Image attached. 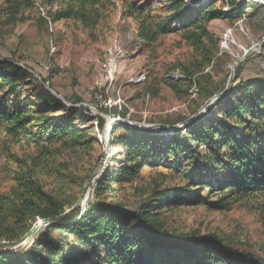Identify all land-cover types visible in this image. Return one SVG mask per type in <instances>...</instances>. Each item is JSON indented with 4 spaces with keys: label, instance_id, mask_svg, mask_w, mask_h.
Returning <instances> with one entry per match:
<instances>
[{
    "label": "rangeland",
    "instance_id": "rangeland-1",
    "mask_svg": "<svg viewBox=\"0 0 264 264\" xmlns=\"http://www.w3.org/2000/svg\"><path fill=\"white\" fill-rule=\"evenodd\" d=\"M13 1L0 0V60L10 57L29 73L20 88L21 101L50 120L66 116L71 107L66 120L83 137L77 144L44 141L31 124L14 135L0 118L3 193L10 191L16 175L43 151L36 169L44 188L65 209L81 206L89 194L86 207L95 197V179L107 167L122 165L125 157L124 146L110 143L112 122L152 125L140 135H162L166 142L186 125L197 131L201 113L221 118L218 101L210 109L216 100L210 99L225 89L231 74L228 90H243L246 81L264 79V1L236 0L248 5L244 15L207 23L211 40L204 38L200 46L191 38L190 20L210 5L227 10L229 0H184L187 5L201 2L200 9L176 18L169 0H103L92 14L88 8L91 15L86 14L85 23L76 16L52 21L55 12L66 9L64 0H17L19 10L12 15ZM141 23L145 28L164 23L169 32L149 43L139 36ZM214 43L217 49L210 63L202 66L201 47L212 49ZM42 88L59 96L54 95L59 102L47 105L34 100ZM206 153L204 143L197 150L200 160L180 151L166 153L164 167L151 169L146 164L134 181L113 183L96 197L139 209L151 203L152 191L176 188L184 197L190 190L195 197L216 202L221 199L217 191L210 194L207 188H199L200 183L213 185L228 174L225 169L204 170ZM161 213L170 231L214 233L236 250L264 258V191L241 199L224 198L217 207L200 203ZM42 222L36 217L33 227ZM153 259L157 264H177L179 258L165 257L155 249Z\"/></svg>",
    "mask_w": 264,
    "mask_h": 264
},
{
    "label": "trees",
    "instance_id": "trees-1",
    "mask_svg": "<svg viewBox=\"0 0 264 264\" xmlns=\"http://www.w3.org/2000/svg\"><path fill=\"white\" fill-rule=\"evenodd\" d=\"M16 1L9 7L12 15L19 10L20 3ZM169 1L173 18L188 16L187 13L199 10L201 4ZM64 2L66 9L55 12L53 22L76 16L85 23L86 14H90L88 8L92 14L103 0ZM226 4L225 11L210 5L190 20L194 44L202 45L203 39L210 35L207 23L217 18H240L248 6L236 0ZM145 26L141 23L138 33L149 43L169 32L164 23ZM216 45L214 43L212 49L201 47L202 66L210 63ZM20 66L10 57L0 60V118L8 122L7 131L16 135L31 124L32 128L40 130L44 141L79 143L83 133L66 120L73 111L71 107L66 116L50 120L49 116L38 115L37 109H30L29 103L21 101L20 88L29 73ZM237 78L235 75L234 82ZM243 85V90L231 87L209 105L211 109L218 101L220 119L201 113L197 116L202 119L197 131L191 129V124L186 125L180 132L171 134L166 142L162 135L147 138L140 135L149 131L146 128L115 123L110 143L125 147L123 163L116 168L107 167L104 174L95 179V197L90 199L84 211L80 205H69V209H65L63 203L44 188L36 169L43 154L41 151L21 175H16V184L10 191L0 192V248L12 247L28 237L36 217L49 224L38 228L17 250L0 251V264H157L153 259L155 249L162 251L165 257L179 258L177 264H264V258L238 251L214 233L170 231L161 219V212L166 208L200 203L217 207L224 198L241 199L264 191V79H252ZM34 100L47 105L59 102L43 88L37 91ZM202 143L207 148L203 169H225L228 174L213 185L200 183L199 188H207L210 194L217 191L221 199L216 202H208L203 196L195 197L190 190L186 192L188 197H184V193L176 188L152 191L151 203L141 205L139 209H128L96 197L99 191H106L113 183L134 181L146 164L151 169L164 167L166 153L180 151L199 159L197 150Z\"/></svg>",
    "mask_w": 264,
    "mask_h": 264
},
{
    "label": "water",
    "instance_id": "water-1",
    "mask_svg": "<svg viewBox=\"0 0 264 264\" xmlns=\"http://www.w3.org/2000/svg\"><path fill=\"white\" fill-rule=\"evenodd\" d=\"M257 1H260V2H261V1H264V0H257ZM231 82H232V74H231V76H230V79H229L228 84H227V86L225 87V89H224L220 94H218L217 96H215V97H213L212 99H210V101H213V100L217 99L219 96L224 95V94L226 93V91L229 89V87H230V85H231ZM53 95L56 96L55 93H54ZM56 97H57V98H60L59 96H56ZM130 123H131V122H130ZM131 125H133V126L136 127V128H141V129L148 128V127H154V126H152V125H150V126H144V125H141V124H139V123H134V122L131 123ZM113 126H114V123L112 122V124H110V127H109V128H112ZM107 139H108V136H107ZM89 190H90V187H89V189H88V192H89ZM88 196H89V194L86 195V197L83 199V201H82V203H81V204H82V205H81V207H82L81 210H84L85 204H86V202H87V200H88ZM41 224L46 225V224H49V222L38 223V225L35 226V227L33 228V230H32V232L30 233V235H29L28 237H26L23 241H21L20 243L14 245V246H12V247H1V248H0V251L12 252V251H15V250H17L18 248L22 247L23 245H25V244L27 243V241L30 239V237H31V236L36 232V230L38 229V226L41 225Z\"/></svg>",
    "mask_w": 264,
    "mask_h": 264
}]
</instances>
